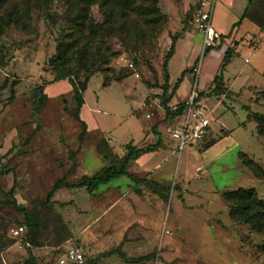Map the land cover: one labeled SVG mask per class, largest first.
<instances>
[{
  "label": "rangeland",
  "instance_id": "obj_1",
  "mask_svg": "<svg viewBox=\"0 0 264 264\" xmlns=\"http://www.w3.org/2000/svg\"><path fill=\"white\" fill-rule=\"evenodd\" d=\"M126 1L110 0L113 5L104 10L99 0H94L89 8L86 25L92 27L102 25L110 13L111 32L102 49L116 56L88 83L80 113L87 136L81 141V127L69 114L75 107L72 89L67 81L54 83V75L47 70L55 42L71 32L68 0L11 1L20 14L28 3L31 18L26 19L25 30L20 24L0 39V155L4 166L3 170L0 167V264H26L29 254L33 256L31 264H56L70 247L81 249L90 264L123 260L107 250L92 252L95 240L115 236L109 228H105L109 232H100L99 222H93L94 208L99 207L94 197L84 190L63 189L49 204L45 201L56 181L65 179L74 184L103 168L105 163L96 150L102 139L108 144L109 138L115 141L109 146L120 158L126 154V145L138 150L152 143L143 130L150 128L154 119L146 118L148 110L142 104H147L149 87L158 89L164 82L163 60L184 31L181 27L190 24L194 7L182 15L178 8L181 0H134L127 6ZM122 13L126 24L119 32ZM87 33L89 28L82 36ZM70 35L68 41L76 37ZM256 51L253 57L250 49L244 48L226 67L225 77L235 83L233 94L219 102L209 94L203 96L204 115L212 123L202 143L180 151L178 141L170 140L167 149L143 153L131 162L128 172L137 174L138 179L151 177L140 171L157 163L161 166L166 201L130 179L113 181L97 197L98 201L116 203L106 214L120 216L121 223L147 218L154 228L155 242L146 239L142 244L139 239L137 248H141L136 252L131 249L129 260L149 255L152 264L156 259L160 264H264L257 248L264 244V233L232 221L223 200L225 191L239 188H253L258 199L264 200V137L257 134V124L250 118L252 113L264 115V40ZM183 55L179 49L172 62V77L177 75ZM104 77L110 85L104 86ZM12 83L16 84L15 96L9 102ZM38 85H44L47 102L34 117L32 99ZM252 87L262 92L254 94ZM250 98L260 103L250 105ZM208 143L213 144L205 148ZM251 162L253 168L249 167ZM14 204L30 216L36 231L28 230L25 214ZM20 227L22 234L13 238L11 230ZM148 232L146 237L155 235L150 229ZM147 263L141 259L128 264Z\"/></svg>",
  "mask_w": 264,
  "mask_h": 264
},
{
  "label": "trees",
  "instance_id": "obj_2",
  "mask_svg": "<svg viewBox=\"0 0 264 264\" xmlns=\"http://www.w3.org/2000/svg\"><path fill=\"white\" fill-rule=\"evenodd\" d=\"M11 1L12 0H0V39L3 38L12 28H20V24L23 25L22 29L24 28L25 30L27 28L26 19L30 20L31 18V8H29L28 3L25 10L23 11V14H20L18 6L11 3ZM131 1L134 0H127L124 2V5L127 6L129 3H131ZM247 1L249 5L253 0ZM92 5H94V0H68L69 14L72 15V25H70L71 32L64 34L59 40L55 42V54L48 60L49 68L47 69L50 70V72L54 75V83L67 81L68 85L72 89L75 107L73 112H69V114L79 123L81 127V133L79 135L80 141L87 136V127L80 119V112L85 103L84 93L87 90L88 83L93 75L100 71L102 66H105L112 58L116 56L115 53H109L107 50L102 49L104 39L109 37L111 32L109 22V17H111L110 13H108V17L102 25L96 24L94 27L86 25L89 8H91ZM109 5H113H111L110 0H99V6H101L104 10H107L106 7ZM47 17L53 18L51 15H47ZM125 24V15L122 13L119 18L117 31L122 32ZM87 28H89V33L84 34L83 37L82 33L86 31ZM69 34L72 36L76 35V37L72 41H68L66 38L69 36ZM221 37L222 40L229 39V35H221ZM231 52L232 50L226 52L224 60L220 66V73L213 79L207 92L200 93L199 100L205 94H209L213 97H221L226 95V89L222 87L221 70H223V68L228 64L232 55ZM172 55L173 46L166 54L162 65L164 84L161 86V89L163 91L162 99L165 101V103L168 102L166 95L169 89L168 61ZM104 80V86H108L110 84L109 81L105 77ZM15 86V83L11 84V92L8 99L9 102L14 100L15 95L13 89ZM46 102L47 97L44 94V85H38L34 89L32 99V114L34 117H38L41 110L45 107ZM252 102L258 103L257 101ZM245 109L249 110L248 107ZM184 112V105H179L176 112H170L169 109L166 108V120L175 122L183 116ZM250 118H252L257 124V134L264 137V115L252 113ZM157 136L159 137L157 142L154 145H150L144 149L136 150L135 147L126 145L124 147L126 154L121 158L117 157L109 144L102 139L97 144L96 150L101 156L102 161L105 163L103 168L92 176H82L74 184H68L65 179L56 181L48 193L45 203L49 204L55 193L63 189L84 190L87 194L93 196L100 187L107 186L111 182L122 178H127L136 183H142L146 185L150 190L159 195L162 201H166L167 195L164 193L167 190L166 185H159L155 182L147 181L145 179H137L127 171L129 164L132 161L137 160L141 154L152 152L160 147L161 136L159 133H157ZM212 144L213 143L206 144L205 148L210 147ZM241 156L246 158V154L242 153ZM2 158L3 157L0 155L1 170L4 168L2 165ZM251 165H254V163H249V167L253 168ZM13 192L14 187L9 193L12 194ZM223 200L227 203L228 215L232 221L241 222L249 226L252 231L257 233H264V200L258 199L256 191L253 188H239L236 190L225 191L223 194ZM14 207L19 212L25 214L28 230L36 231L37 225L31 221L30 216L25 213V210L16 204H14ZM35 236L36 234L30 241L32 245L35 244ZM257 248L264 257V244L259 245ZM67 249H65L60 257L65 254ZM32 258L33 256L29 254V259L26 264H31ZM59 258L57 259L56 264H58ZM144 260L151 261L152 259L151 256H149ZM84 264H90L87 262L86 258Z\"/></svg>",
  "mask_w": 264,
  "mask_h": 264
},
{
  "label": "crops",
  "instance_id": "obj_3",
  "mask_svg": "<svg viewBox=\"0 0 264 264\" xmlns=\"http://www.w3.org/2000/svg\"><path fill=\"white\" fill-rule=\"evenodd\" d=\"M199 1L200 0H181L178 7L181 14L185 15L187 12H189L192 9V7H194V9L192 10L194 12L196 7L198 6ZM193 12L190 17L191 18L190 24L187 27H181L182 29H184V31L179 34V36L173 43V55L168 61L169 89L166 95V99L168 102L165 103V101H163L162 99L163 91L161 87L158 89L149 87L148 92L150 94L145 99L147 104H142V107H146L148 110V114L146 115V118L154 119V124H152L150 128L144 129L143 134L145 138L149 137L152 139L151 145L155 144L154 142L157 139V133L160 134L161 145L157 149L159 151L161 149L163 150L167 149L166 144L170 141L167 135L166 137L164 136L165 135L164 130L166 131L167 127H169L170 124L175 123L174 121L166 120V108L169 109L170 107L173 106L183 105L188 99L193 82L192 68L196 64L197 59L202 50V38H199L200 35H198V33L195 31L192 23ZM212 26L214 30L218 32L220 35L222 36L229 35V39H226L225 41H228V43L230 42L234 43V48L229 49L232 50L231 58L228 64L223 68V70H221L222 87L226 89V95H224L223 98L219 97L220 98L219 101H221L225 98V96L234 93L233 91L235 85L234 81L229 82V80L225 77V71L227 69L226 67L230 64L231 60L235 58L236 55L239 54V51H242L244 48H249L251 56L255 57L257 55L256 49H258L260 43H262V41L264 40V0H253L252 3L249 5L247 0H216L212 14ZM179 49H182V51L184 52L183 55L184 57L182 63L180 64V66H178L176 72L177 75L175 77H172V72H171L172 62L174 60V57L177 55ZM224 55L225 54L221 50H219V48L213 49L207 53L203 62L205 80H203L201 84L202 93L207 92L209 86L211 85L212 81L211 82L209 81L211 80V77L213 80L220 73V66L224 60L225 57ZM246 60L247 62H245ZM244 62L247 64L249 63V60L245 59ZM163 84L164 82L161 84V86ZM119 85L121 88H123L124 86L122 82L119 83ZM125 86L127 85L125 84ZM250 89H255L254 94H259L262 92L260 90L257 93L256 87H252ZM203 99L204 97H202L199 100V104L202 106V108H204L202 105ZM252 101L258 102L259 100L250 98L249 100L250 105L254 104ZM258 103H260V101ZM258 103L255 104L257 105ZM248 108L250 109L249 106ZM204 109L206 110V108ZM209 121L211 128L212 122L210 119ZM114 142L115 141L112 138H109V144L112 145ZM152 152L153 154H155L156 150ZM130 164L128 168L130 167ZM140 173L151 174L150 178L149 177L144 178L147 181L155 182L159 185H163V183L166 182L165 173L163 170H161V166L158 163L155 164L153 168H150L148 170H142L140 171ZM132 175L135 178H137L138 176L137 174H132ZM122 179H127V178H122ZM122 179L116 181H120ZM111 183L108 184L107 186L100 187L92 196L94 197V201H96L95 204L99 206L96 207V209L94 208V212L96 216L93 215L94 217L93 222L94 223L99 222L98 228L100 232H109L111 230L110 232H114L115 236L113 234V238H110L112 237L110 235L108 239L107 238L105 239L103 236L102 238L95 240L94 244L92 245L94 248L92 249V252L96 251L98 253H102L107 250L109 253H115L116 255L118 253L123 260L118 259V261H116V264L137 263L141 259L144 260L147 257H149V255L145 257L144 256L136 257V259L129 260L128 258H131V256L128 254L129 251L131 249L132 250L135 249L133 250V252L139 250L141 247L140 248L137 247H139L140 243L144 244V241H146V239L148 240L151 239V241L153 240L155 242V238L157 237L155 234L156 232H154L153 230L154 228H152V225H149L146 222L148 221L147 218L145 219L146 221L145 220L138 222L130 221V223H128L129 221H127L126 224H123L120 222L122 221L121 220L122 218L120 216L113 217L110 214L109 215L106 214L107 212L109 213L111 212L113 205L116 203L111 201L110 199L105 200L100 198L101 201H98L97 197H99V195L103 193L102 192L103 190H105L109 186H112ZM95 204L94 206H96ZM103 223H109V224L112 223L113 225L103 224ZM105 228H109V231H106ZM148 228L152 231L153 235L155 234L154 236H152V238L150 236L146 237L149 234ZM134 235L136 237H133ZM139 239H140V243H137ZM142 251H143V247H142ZM124 255H126V257ZM147 264H152V263L148 261ZM153 264H160V262L158 259H156Z\"/></svg>",
  "mask_w": 264,
  "mask_h": 264
},
{
  "label": "built area",
  "instance_id": "obj_4",
  "mask_svg": "<svg viewBox=\"0 0 264 264\" xmlns=\"http://www.w3.org/2000/svg\"><path fill=\"white\" fill-rule=\"evenodd\" d=\"M216 0H200L198 6L193 12V27L195 31L202 36V50L196 64L192 68V86L189 97L183 104L185 112L181 118L167 127L166 134L169 140L178 141L180 151L186 146H197L208 136L210 121L205 117V109L199 104V95L202 93L201 84L205 80L203 62L207 53L213 49L219 48L224 54L229 49L234 48V43L222 40L221 35L216 32L212 26V14ZM225 56V55H224ZM247 62V60L245 61ZM210 79V78H208ZM207 79V80H208ZM210 82L213 81L212 77ZM178 106L169 108L170 112H176ZM23 229L14 228L11 230L13 238L19 237ZM84 252L75 247H70L65 254L59 258L58 264H84Z\"/></svg>",
  "mask_w": 264,
  "mask_h": 264
},
{
  "label": "water",
  "instance_id": "obj_5",
  "mask_svg": "<svg viewBox=\"0 0 264 264\" xmlns=\"http://www.w3.org/2000/svg\"><path fill=\"white\" fill-rule=\"evenodd\" d=\"M227 97H228V95H227ZM216 100H217V101H219V100H220V98L218 97V98H216ZM136 193H138V194H139V193H140V192H139V190H137V191H136Z\"/></svg>",
  "mask_w": 264,
  "mask_h": 264
}]
</instances>
